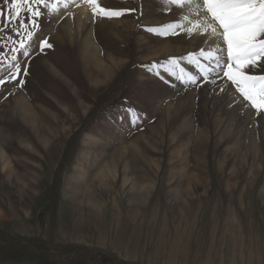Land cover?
<instances>
[{
  "label": "rangeland",
  "instance_id": "obj_1",
  "mask_svg": "<svg viewBox=\"0 0 264 264\" xmlns=\"http://www.w3.org/2000/svg\"><path fill=\"white\" fill-rule=\"evenodd\" d=\"M45 3L34 6L38 28L24 13L26 31L0 32V54L22 69L0 86V264H264V114L253 119L218 69L202 78L196 61L215 63L197 55L206 37L189 36V19L163 0H100L125 10L111 21H96L82 0L92 17L82 21L75 3ZM168 24L183 27L145 30ZM93 51L115 61L106 80L85 60Z\"/></svg>",
  "mask_w": 264,
  "mask_h": 264
},
{
  "label": "snow or ice",
  "instance_id": "obj_2",
  "mask_svg": "<svg viewBox=\"0 0 264 264\" xmlns=\"http://www.w3.org/2000/svg\"><path fill=\"white\" fill-rule=\"evenodd\" d=\"M4 5L9 4V0H2ZM81 0H68V3H75L79 6ZM88 4L94 19H118L125 14V10L112 9L105 7L100 3V0H82ZM165 5H173L180 10H183L185 5H195L198 12H202L203 16L200 20L193 22L192 27L188 28L189 36L195 34L197 29H200V35H206L209 31L212 34V41L208 49H201L197 55L209 61H215L214 64H209L207 68L199 65L202 78L207 81L209 72L219 70L218 75L226 78L230 82V87L234 86L243 101L248 102V106L255 110L253 119L264 114V75L251 74L245 69L262 68L264 69V0H163ZM47 7L45 0H11L10 7L6 12L0 9V18L3 19V27H0V32L5 29L12 28L19 35L22 31L27 30V25L22 18L24 13H27L28 23L33 29L38 28L36 19L42 15L40 7ZM67 7V3L64 5ZM127 11H135L130 9ZM187 20V16L181 17ZM18 21V27L16 23ZM222 31H217V27ZM179 24H168L162 28H146L145 30L159 35L167 36L176 34L177 28H182ZM39 38L35 31H28L27 40L32 41L33 38ZM222 41V43H220ZM51 47L48 41H40V49ZM3 48V45H0ZM20 55L28 56L29 52L24 43L19 45ZM13 55L11 61H17V48L11 49ZM226 51L227 58L224 59ZM7 56V52L0 54V63L7 65L5 71L7 75L0 76V86H3L21 74V66L19 62L13 64L3 59ZM190 62L194 60V56L190 55L187 58ZM170 67L166 69L171 73L178 65L176 59H171ZM153 68L158 65H153ZM180 76L177 77L181 81L184 79L183 69L180 70ZM23 75H28L27 65L23 69ZM192 84L196 80L192 76L187 77ZM212 83H216L215 79ZM24 80L19 81L18 86H22ZM229 88L222 87L221 92L228 91Z\"/></svg>",
  "mask_w": 264,
  "mask_h": 264
},
{
  "label": "bare ground",
  "instance_id": "obj_3",
  "mask_svg": "<svg viewBox=\"0 0 264 264\" xmlns=\"http://www.w3.org/2000/svg\"><path fill=\"white\" fill-rule=\"evenodd\" d=\"M60 2V1H59ZM61 3L63 4V6L65 5V3H67V5L69 4L68 3V0H61ZM67 8V7H66ZM60 9H63V7L61 8L60 7ZM61 11H63V10H61ZM182 14H184V15H182ZM74 15L78 18V19H81L80 21H82V18H88V19H90V18H92L91 17V15H90V12H89V8L87 7V6H79V7H77L76 9H75V12H74ZM187 16L188 17V19H189V24H188V26L189 27H192V25H193V22H195V21H197V20H200L201 18H202V16H203V13L202 12H198V10L196 9V7H195V5H192V6H188V5H185V7L183 8V10H180V15L178 16V17H182V16ZM70 16L71 15H67V17L66 18H68V19H71L70 18ZM74 17V16H73ZM98 19V18H97ZM75 20V19H74ZM67 21V20H66ZM70 21V20H69ZM68 21V22H69ZM95 21V20H94ZM93 21V22H94ZM97 21V20H96ZM92 23V22H91ZM97 23V22H96ZM110 23V22H109ZM74 24V23H73ZM84 24V23H83ZM86 24V23H85ZM112 24H114V22L112 23ZM191 24V25H190ZM66 25H68V24H66ZM92 25V24H91ZM62 26V25H61ZM113 26V25H112ZM111 26V27H112ZM187 26V28H185V30H187L189 27ZM72 27V26H71ZM81 27V26H80ZM66 29V28H65ZM73 28H71V30H72ZM83 29H84V26H83ZM102 30V29H101ZM61 31V30H60ZM217 31H220L219 30V28L217 27ZM73 32V31H72ZM52 33V32H51ZM56 33V32H55ZM60 33V32H59ZM77 33V32H76ZM80 33V32H79ZM82 33V32H81ZM200 29H197L196 30V32H195V34H193V35H191L192 36V38H199V37H202L200 34ZM73 34H75V33H72L71 34V37L72 38H74L75 36H73ZM55 36V35H54ZM88 36V35H87ZM92 36V35H91ZM205 37H206V42H205V44H207L206 46H210V44H211V41H212V34H211V32L209 31L206 35H204ZM52 37V36H51ZM63 37V36H62ZM88 38H89V36H88ZM59 39V38H58ZM75 39V38H74ZM79 39H80V37H79ZM90 39V38H89ZM56 41V40H55ZM78 41V40H77ZM91 41V40H90ZM179 41V40H178ZM84 43V42H83ZM92 43L93 42H90V46H92ZM168 43V42H167ZM166 43V44H167ZM187 43V42H186ZM220 43H222V41L220 42ZM168 46H169V44H167ZM171 45V44H170ZM94 47V46H93ZM170 47V46H169ZM207 47V48H208ZM95 48V47H94ZM174 48V47H173ZM178 49V48H177ZM182 49V48H181ZM65 51V50H64ZM68 51V50H67ZM91 51V50H90ZM174 51V50H173ZM85 52V51H84ZM165 52H167V51H165ZM155 54V53H154ZM163 54V53H162ZM98 56H100L98 53H97V55L94 53V51L92 52V54H91V56H90V54L88 55V56H86L85 57V60H86V62H88V63H91V64H95L94 65V67H95V75H97V76H103L102 78L104 79V80H106L107 79V77L109 76V72H111L112 71V68H113V66L115 65V61L114 60H112V59H110L109 58V60H108V62L111 64L110 66H109V63L107 64L106 62H105V59H104V61H102L101 59H99L98 58ZM44 65V64H43ZM46 66V65H45ZM91 66V65H90ZM117 67V66H116ZM51 69V68H50ZM111 70V71H110ZM95 77V76H94ZM96 82V81H95ZM223 85V84H222ZM213 92V91H212ZM81 94V93H80ZM233 94V93H232ZM226 95V94H225ZM233 96H235V95H233ZM203 97V96H202ZM15 100V99H14ZM17 102L19 103V106L21 107V109H25L28 113H29V115H19V116H21V118L24 120V121H26V122H28L29 124H30V126H32V124L34 123V122H36V120H35V117H34V114L33 113H31L32 112V110L31 109H29L28 108V106H30L28 103H26L25 101H23L21 98H19L18 97V100H17ZM216 107V106H215ZM172 110V109H171ZM234 111V110H233ZM212 112V111H211ZM225 112H227V111H225ZM229 112V111H228ZM250 111H245V113L247 114V113H249ZM20 113V112H19ZM23 113V112H22ZM218 113V112H217ZM230 113H231V111H230ZM250 114V113H249ZM67 115V114H66ZM228 115V114H227ZM231 115V114H230ZM229 115V116H230ZM201 116V115H200ZM207 116V115H206ZM217 116H218V114H217ZM247 116V115H246ZM263 117V116H262ZM234 118V117H233ZM232 118V119H233ZM230 119H231V117H230ZM235 119V118H234ZM246 119V118H245ZM163 120V119H162ZM264 121V120H263ZM228 122H229V120H228ZM232 123V122H231ZM258 125V124H257ZM232 126V125H231ZM260 126V125H259ZM258 126V127H259ZM264 127V126H263ZM49 134V133H48ZM254 134H256V133H254ZM255 137V136H254ZM262 137V136H261ZM252 140V139H251ZM262 140V139H261ZM253 143H255V142H253ZM256 144V143H255ZM140 153V152H139ZM141 155V154H140ZM2 156V155H1ZM4 156V155H3ZM188 158V157H187ZM3 159V158H2ZM192 173V172H191ZM191 176V175H190ZM128 179V178H127ZM79 192H76L75 194L73 193L71 196L72 197H74V198H72V200H75V202H74V205L75 206H77L78 207V205L80 206L81 204H82V200L80 199V196H79ZM80 203V204H79ZM90 203V204H89ZM86 204H88L89 206H93V208H95V209H97V210H99L98 208V206H100L95 200H94V198L93 197H89L88 196V199H87V203ZM92 208V209H93ZM94 210V209H93Z\"/></svg>",
  "mask_w": 264,
  "mask_h": 264
},
{
  "label": "crops",
  "instance_id": "obj_4",
  "mask_svg": "<svg viewBox=\"0 0 264 264\" xmlns=\"http://www.w3.org/2000/svg\"><path fill=\"white\" fill-rule=\"evenodd\" d=\"M99 19V18H98ZM95 20H97V18L95 19ZM99 20H106V21H111L112 19H107V18H104V19H99ZM188 22H189V20H188ZM189 24V23H188ZM191 25V24H190Z\"/></svg>",
  "mask_w": 264,
  "mask_h": 264
}]
</instances>
